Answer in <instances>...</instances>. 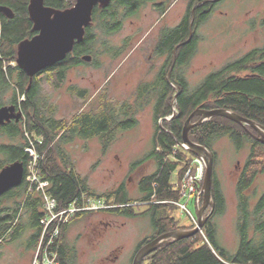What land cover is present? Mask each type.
<instances>
[{
    "label": "trees",
    "instance_id": "1",
    "mask_svg": "<svg viewBox=\"0 0 264 264\" xmlns=\"http://www.w3.org/2000/svg\"><path fill=\"white\" fill-rule=\"evenodd\" d=\"M157 0H113L109 7L100 9L98 6L93 12V23L86 29L85 38L76 43L74 50L67 58L51 68H47L34 77L31 87L30 78L17 64V52L20 42L33 38L37 32L33 30V23L29 15L30 0H0V6H7L13 10L15 17L8 19L0 12V87L13 86L15 96L13 103L21 110L23 117L15 127H0V135H7L13 140L20 139L21 143L0 146V170L14 162H21L27 173L30 156L26 148L30 141H34L38 153L42 158L40 167L41 178L50 183L49 193L57 199L61 206H69L77 201L80 204L89 199H105L108 204L113 199L114 191L98 195L91 188L88 177L76 171L75 163L64 146L77 139H99L103 153L106 154L110 146L117 140L121 132L131 130L138 124L137 115L147 106L153 104L155 132L153 149L145 157V161L154 159L158 163L155 174L146 177L142 185L145 200L155 196L157 201L164 205H157L145 215L152 216V226L159 234L171 231L193 229L194 226L182 227L179 221L167 213L162 212L166 207L176 210L175 205L167 201H180L182 196L172 191V176L179 173L182 180L186 172L192 167L197 156L182 147L183 131L189 117L197 109H227L243 117L254 120L264 127V47L255 48L239 60L229 63L221 69L209 74L196 88H190L188 82L181 75V70L189 64L198 50L199 39L194 33L190 39L191 26L193 30L202 24L214 12L217 4L212 0H192L186 17L175 27L164 28L160 32L155 46V54L166 57L164 64L156 74L155 80L142 82L136 90L135 103L128 101L112 102L103 94L99 104H92L89 110H82L71 119H57L54 106L45 107L41 102L39 79L46 75H54L56 87L66 81L67 72L85 63L94 62L97 53L93 49L96 41V27L107 37L103 42L105 53L112 58L120 57L130 44V38L124 41L122 47L109 44L108 38L119 32L126 20L138 14L140 9L149 2ZM224 1V0H223ZM76 0H45V5L59 10L71 8ZM197 20H193V9ZM154 7L164 13L167 6L156 3ZM190 39V40H189ZM189 40V41H188ZM176 53V62L171 73L168 74L174 60L175 48L182 44ZM91 55V62H85L83 56ZM242 73H247L241 76ZM4 90V89H3ZM85 97L87 90L78 92ZM178 94L177 99L175 96ZM24 98V100H22ZM175 99V100H174ZM172 115L174 118L168 120ZM200 120L193 118V123ZM249 129V130H248ZM250 132L255 133L252 127H245L228 118L217 116L211 120L195 126L190 131V139L207 147L214 157V175L212 196L215 205L214 213L205 223L201 232L193 237L163 245L146 256L141 264H264V196L254 209L251 208V197L246 192L252 187L254 177H249L246 171L237 185L239 199V246L232 253L222 247L218 238L217 227L214 224L216 217L223 215L226 210V198L216 175L217 155L214 144L222 137H228L240 151L250 142L253 143L252 154L247 164L248 169L254 164L256 147L262 146L256 142ZM26 134L31 135L29 139ZM43 139L41 144L37 141ZM24 174V176H25ZM26 179L24 177V183ZM203 186V182L201 184ZM20 189V188H19ZM14 189L11 197H24V205L32 213L35 249L41 240L43 227L41 219L44 216L42 198L36 192L28 193L27 186L23 194ZM10 197V196H9ZM204 202V195L202 197ZM119 204H127L126 196L121 197ZM107 208V212L116 211L118 215L134 217L132 207L118 210ZM160 210V211H159ZM211 212V208L206 216ZM92 212L79 213L76 217L88 215ZM256 225L257 231L251 234V228ZM68 224H66L52 251L58 252L60 264H71L74 248L66 240ZM153 238V237H152ZM147 240H145V243Z\"/></svg>",
    "mask_w": 264,
    "mask_h": 264
},
{
    "label": "rangeland",
    "instance_id": "2",
    "mask_svg": "<svg viewBox=\"0 0 264 264\" xmlns=\"http://www.w3.org/2000/svg\"><path fill=\"white\" fill-rule=\"evenodd\" d=\"M190 0L168 1L166 13L158 11L154 5L160 3L149 2L140 9L138 14L126 18L122 29L108 38L109 44L122 47L124 41L130 38L126 51L117 58L105 53L103 42L107 37L99 28L96 29V41L93 49L97 53L94 62L85 63L67 72L64 84L56 87L54 75L46 74L39 79L40 97L44 106L56 108L57 119H71L80 111L89 110L92 104L98 105L103 94L114 103L128 101L133 105L136 90L140 83L155 80L156 74L164 64L166 57L155 54V46L160 32L164 28L177 26L187 14ZM199 39L198 50L189 64L181 70L190 88H196L209 74L221 69L225 65L239 60L255 48L264 47V0H224L215 8L211 16L199 24L195 31ZM247 73H242L245 76ZM1 104L13 103L15 89L4 86ZM87 90L85 97L78 92ZM24 100V98H22ZM138 124L131 130L121 132L117 140L110 146L106 154L99 139L81 140L64 146L75 163L76 171L88 177L91 188L98 195L113 192L116 187L125 182L132 203V209L137 213L135 218L116 217L105 209L88 215L73 217L68 223L66 240L74 248L71 264H133L135 245L143 238L148 240L155 236L149 215L143 217L147 211L146 205L141 203V194L137 187V178H127L131 164L142 160L153 149L155 122L153 104L147 106L137 115ZM31 136V135H30ZM21 143V138L13 140L6 135H0V146ZM253 143L238 151L228 137H222L214 144V151L218 161L216 175L226 198V210L223 215L215 218L219 242L228 251L234 253L239 246V199L237 185L242 174L246 171L249 177H254L252 187L246 192L251 197V208L254 209L258 200L264 194V147H256L254 164L248 169L247 164L252 154ZM0 160L4 157L0 155ZM145 175L156 171L158 164L154 159L145 162ZM95 199V198H92ZM110 206L114 204L110 200ZM188 201V210L197 218L198 210L194 199ZM7 201L5 206H12ZM211 207H208L206 214ZM162 212L175 216L180 226L189 227L191 216L182 213L176 207L164 208ZM264 222V213H263ZM113 219L116 225L103 235L92 234V224L99 220ZM254 224L251 234L256 233ZM34 248L30 264H41L42 248ZM115 252V253H114ZM113 254V255H112ZM116 254V256H115Z\"/></svg>",
    "mask_w": 264,
    "mask_h": 264
},
{
    "label": "water",
    "instance_id": "3",
    "mask_svg": "<svg viewBox=\"0 0 264 264\" xmlns=\"http://www.w3.org/2000/svg\"><path fill=\"white\" fill-rule=\"evenodd\" d=\"M112 1L76 0V3L71 8L59 10L46 6L45 0H30L28 7L29 15L33 23V30L37 34L31 39H26L19 43L16 60V64L30 78L29 88L37 74L65 60L68 54L74 50L76 43H81L84 40L86 29L93 23L94 9L97 6L100 9H105L109 7ZM0 12L8 19L15 17L13 10L7 6H0ZM192 37L193 33L191 31L190 39ZM182 45L183 43L175 48L173 65L168 74L169 81H171V73L175 66L177 50ZM92 59L93 57L91 55L83 56L85 62H91ZM177 97L178 94L175 96V99ZM174 116L172 115L168 120H171ZM196 116H199L200 120L193 123V118ZM217 116L228 118L246 128L249 126L254 128L262 135L263 139L261 141L264 143V127L254 120L227 109H197L186 122L183 131V144L186 145L187 150L192 154L203 158L206 162V173L203 183L204 202L198 210L199 225L190 230L171 231L148 242L138 251L133 264H141L146 256L163 245L195 236L203 230L205 223L214 213L215 205L212 196L214 157L207 147L197 144L190 139V131L193 127L203 124ZM22 117V111L17 110L16 106H3L0 108V125L8 123L12 119L19 121ZM24 174L25 167L21 162L17 161L4 167L0 171V196L7 193L10 189L20 186L24 181ZM208 207H211V212L206 216Z\"/></svg>",
    "mask_w": 264,
    "mask_h": 264
},
{
    "label": "flooded vegetation",
    "instance_id": "4",
    "mask_svg": "<svg viewBox=\"0 0 264 264\" xmlns=\"http://www.w3.org/2000/svg\"><path fill=\"white\" fill-rule=\"evenodd\" d=\"M168 1L171 2L173 0H161L159 4H164L165 6H167V3L169 4ZM174 1H177V0H174ZM221 1L223 0H217V1L212 0V2H214L213 4H217V5ZM191 2L192 0L189 1L188 9H189V5ZM197 7L198 6H195V8L192 11L193 20L198 19L195 16V9ZM188 9H187V13H188ZM166 11L167 10H165V13ZM186 15L184 16V18L186 17ZM196 30H197L196 27H195V30H193V24H192L191 26L192 33L194 34ZM2 90L3 89L1 88V95H2ZM4 106H15V104L12 103L10 105H4ZM1 107H3V105L1 104V97H0V108ZM21 119L19 121H17L16 119H12V121L4 125H0V127H6V126L15 127L16 125L20 123ZM253 130L255 131L256 134L250 132L252 137L255 139L256 142H259L260 144L264 145V143L261 141L263 139L262 135H260L258 131H256L254 128ZM144 159L136 161L135 163L131 164L132 166L129 168V171L127 172V174H129L127 179L131 182L133 179L131 175L136 176V178L138 179L136 185L141 194V197L139 199L141 200V203L136 204V206L146 205L148 208L147 211L148 210L150 211L152 208L156 207L157 205H160L162 207L164 204L161 201H157L155 196L149 197L148 199L145 200V193L142 192V185L145 183L146 177H149L157 172L158 167L154 173L145 175V167L143 165L145 164V162L150 161L151 159L146 160V161ZM26 186H27L26 182L24 183L23 181V183L20 186L14 187L10 189L7 193L0 196V264H30L32 261L33 252H34V248L36 244L34 240V230L32 228L33 226L32 213L27 211L24 205L25 202H23L25 200L24 197L22 198V197H19L18 195L15 197H11V194L14 193L13 192L14 189L18 188V190H16L17 191L16 193L21 195L24 193V188ZM27 192L30 193L29 191ZM114 193H115L113 196L114 204L110 206L111 209L118 210L120 207H123V208H128V207L134 208L135 207V204H133L132 200L130 199L127 183H125L124 181L121 182V184H119V186L116 187V189L114 190ZM124 195L126 196L127 201H130V203L119 204L118 201L120 200L121 197L123 198ZM262 196H264V194ZM7 201H12L13 205L9 207L5 206V203ZM111 213H113L114 216L116 217H126L129 219L135 218L138 215L135 212L134 213L137 215L134 217L126 216V215H118L116 211H113ZM142 213H143V217L145 218V210ZM149 216L152 221V216L151 215ZM115 225L116 224L113 223V219L111 218L107 220L99 219L95 221L91 226L92 234L93 235H96V234L103 235L106 231L114 228ZM153 230H154V227H153ZM154 232H155V236L153 238L148 239L146 243H145V238H143L138 244L135 245V249H134L135 256L138 253V251L142 247H144L148 242L163 235V234H159L158 230L157 231L154 230Z\"/></svg>",
    "mask_w": 264,
    "mask_h": 264
},
{
    "label": "built area",
    "instance_id": "5",
    "mask_svg": "<svg viewBox=\"0 0 264 264\" xmlns=\"http://www.w3.org/2000/svg\"><path fill=\"white\" fill-rule=\"evenodd\" d=\"M26 136L31 139L29 134ZM43 139L37 141L41 144ZM186 148V145L182 144ZM26 152L30 156V161L27 166V173L25 176L28 191L30 193L36 192L42 198L44 216L41 219L43 232L41 236L42 259L41 264H60L59 255L57 251H52V246L56 243L60 236L63 227L70 222V220L79 213L100 211L107 209L110 206L105 199H89L80 204L75 201L69 206H61L56 198L49 193L50 183L41 178L40 167L42 158L38 153L37 146L34 141H30V145L26 148ZM206 173V162L203 158L196 157L192 167L186 172L183 179H179V173L175 172L172 177V191L180 193L182 199L180 201H167V204L175 205L182 213H189L191 216V226L197 227L199 225L198 218H196L188 210V201L183 203L184 199H194V203L199 210L202 206L203 186ZM38 258L35 261L37 263Z\"/></svg>",
    "mask_w": 264,
    "mask_h": 264
},
{
    "label": "clouds",
    "instance_id": "6",
    "mask_svg": "<svg viewBox=\"0 0 264 264\" xmlns=\"http://www.w3.org/2000/svg\"><path fill=\"white\" fill-rule=\"evenodd\" d=\"M195 228V227H194ZM183 230H190V229H183ZM202 231V230H201Z\"/></svg>",
    "mask_w": 264,
    "mask_h": 264
}]
</instances>
